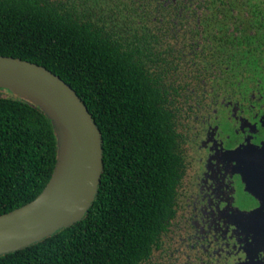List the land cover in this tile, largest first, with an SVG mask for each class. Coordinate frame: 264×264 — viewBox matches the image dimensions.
Masks as SVG:
<instances>
[{
    "label": "trees",
    "instance_id": "16d2710c",
    "mask_svg": "<svg viewBox=\"0 0 264 264\" xmlns=\"http://www.w3.org/2000/svg\"><path fill=\"white\" fill-rule=\"evenodd\" d=\"M0 54L64 79L92 114L103 148L100 184L83 218L1 254L0 264H139L170 213L179 162L166 83L137 46L81 17L70 0H0ZM56 160L50 118L0 88V213L34 199Z\"/></svg>",
    "mask_w": 264,
    "mask_h": 264
},
{
    "label": "flooded vegetation",
    "instance_id": "af4514ba",
    "mask_svg": "<svg viewBox=\"0 0 264 264\" xmlns=\"http://www.w3.org/2000/svg\"><path fill=\"white\" fill-rule=\"evenodd\" d=\"M70 3L166 83L179 162L139 264H264V0Z\"/></svg>",
    "mask_w": 264,
    "mask_h": 264
},
{
    "label": "water",
    "instance_id": "95a60500",
    "mask_svg": "<svg viewBox=\"0 0 264 264\" xmlns=\"http://www.w3.org/2000/svg\"><path fill=\"white\" fill-rule=\"evenodd\" d=\"M0 88L38 105L57 139L51 178L29 202L0 213V255L79 221L92 205L103 171L100 129L77 92L36 62L0 54Z\"/></svg>",
    "mask_w": 264,
    "mask_h": 264
}]
</instances>
